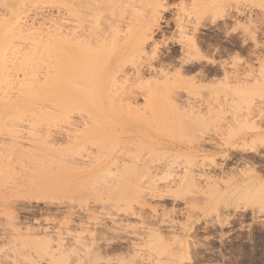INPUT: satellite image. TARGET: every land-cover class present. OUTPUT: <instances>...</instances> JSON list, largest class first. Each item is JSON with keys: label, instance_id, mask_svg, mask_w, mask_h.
<instances>
[{"label": "rangeland", "instance_id": "1", "mask_svg": "<svg viewBox=\"0 0 264 264\" xmlns=\"http://www.w3.org/2000/svg\"><path fill=\"white\" fill-rule=\"evenodd\" d=\"M0 1V19L10 23L9 6ZM39 1L18 7L27 11L19 13V26L31 23L28 27L38 25V29L27 31L21 24L20 31L31 34L26 32V40L14 39L11 44L16 40L13 46L19 45L16 49L24 53L37 46L40 51L32 50L41 52V58L26 70L12 69L11 85L3 87L11 88L6 97H18L19 83L25 77L29 80L28 75L31 82L33 76L44 83L53 72L55 39L74 30L79 39L85 37L88 45L82 42L88 50L111 56L100 78L106 82L111 103L69 113L54 112L48 104L40 108L44 113L40 122L28 115L19 122L0 121V264H48L38 248L45 240L59 248L57 257L63 264H264V96L256 98L262 105L254 101L263 109L256 105L255 113L243 110L252 117L260 112L263 116L250 120L251 116L240 114L247 119L238 116L240 123L234 108L230 115L231 109L225 110L220 96L245 83L239 76L243 84L237 85L231 73L238 69L239 74L249 73L253 65L246 75L254 76L264 60V0H223L217 13L227 16L221 19L219 13L220 19L212 18L215 21L202 18L197 0H91L75 18L67 2ZM94 24L98 29L93 39ZM244 26L256 28V41L251 30L254 40L248 39ZM11 44L8 51L15 49ZM236 56L245 60L243 64L247 60L253 64H238ZM250 77L245 80L251 81ZM220 81L229 82L226 85L232 89L219 85ZM189 82L194 87L188 88ZM222 89L226 94L220 93ZM220 101L222 106L217 105ZM208 104L211 111L223 107L219 111H227L228 119L234 117L236 122H223L227 119L223 114L221 124L213 122L198 130L192 125L199 116L193 111L196 106L205 117L219 113H209ZM170 115L173 122L163 119ZM86 130L98 131L90 137ZM35 162L51 163L54 168L49 170L61 177L71 174L72 185L67 190L50 184L52 172L41 188L30 185ZM236 173L246 175L245 182L240 174L237 180ZM82 177L83 194L73 189ZM125 181L127 191L122 189ZM257 184L263 185L262 191Z\"/></svg>", "mask_w": 264, "mask_h": 264}, {"label": "bare ground", "instance_id": "2", "mask_svg": "<svg viewBox=\"0 0 264 264\" xmlns=\"http://www.w3.org/2000/svg\"><path fill=\"white\" fill-rule=\"evenodd\" d=\"M37 2L38 1V3L40 2L41 3V1H39V0H2V3L4 2H6V4H4V7H5V5H8L9 6V9H8V12H10V14H8L9 16H11L10 18L12 19H10V23H9V21L7 22V21H4L3 19H2V17H1V19H0V93L3 95H1L0 94V121L2 120V119H4L3 121L5 122V120L6 119H10L11 120V122H12V120L15 122L16 120L19 122V120L20 119H22V118H24V116H26V115H28L29 117H31V118H34L33 120L37 123V122H40V120H41V118H42V114H44V113H42V111H41V107H43V106H47L48 104L51 106V107H53V111L55 112L57 109V111H59L60 113L61 112H63V111H65V112H63V113H69V112H71L73 109H79V110H87V109H89L91 106H95V105H97L98 104V106L100 105V106H107V105H110V101H109V98H108V95H109V93H108V91H107V85H106V82L105 81H103L102 79H100L101 78V72H103V73H105L106 71L105 70H103V69H105V65H103V64H107V62L111 59L108 55L109 54H107V53H103V52H101V53H99V51H95V50H92V49H87V45H88V42H87V40H85V37H83V38H80L79 39V37H77L76 36V34H75V31L74 30H71V32H67V31H65L64 33L65 34H63V36H65L66 37V39H63L64 37L62 36V38L60 37L59 39H55L56 41L54 42V44H53V47H54V49H55V52H56V59H55V64H53V72H52V74L51 75H49L48 73V76H46L47 78H45L46 80H45V82L43 83L42 81H44V80H42L41 82L42 83H38V80H35L34 81V77L32 76V82L30 81L31 80V76H29L28 75V77L27 78H29V80L28 79H26V77H25V82L23 81L22 82V84L21 83H19V86H18V97H13V99L12 100H10L11 99V97L9 96V98L8 97H6V90H8V92L10 91V89L11 88H7L6 90H4L6 87H10V85H11V82L10 81H12V79L11 78H9L10 76H8V75H11V72H13L14 70H12V69H15V71H17L16 69L18 68V69H22V70H26L27 68H28V65L30 64V63H33V64H35V62H38L39 60H40V58H41V52H36V51H40L39 49H37L36 50V48H37V46L34 48L33 47V45H32V49H35L36 51H34V50H32V49H30L28 52H25V53H27L26 55H25V53L24 52H22V50H20V49H16L18 46L16 45L17 44V41H19L18 43H21L20 41H22L23 40V38L25 39V37H28V36H25V34H26V32L27 31H34L35 30V27L36 26H38V25H34V26H30V27H28L29 25H31V23L28 25V26H23V24L21 23V21H20V23L22 24V26L24 27V28H26V30L27 31H25V32H21L20 31V29H21V24H20V26H19V19H20V15H19V13H24L23 11L25 10L26 11V8H25V6L22 8V10H20L21 9V6H20V4H22V5H24V2H25V4H27L26 2H28V6H32V5H34L33 4V2ZM48 1H51V0H48ZM53 1V3H54V1L55 0H52ZM58 2L57 3H59V2H67L68 3V10H69V14H71V16L73 17L74 16V18H75V16H77L78 15V9L79 8H81V6L83 7H86V6H90V4H91V0H57ZM195 2H196V0H194ZM221 1H223V0H197V6L199 7V10H197V12L198 11H200V14H201V16H202V18L204 17V19L205 20H213L212 18H219V16L221 15L222 16V12L220 11L219 13H220V15H219V13H217L218 12V10L219 9H221V4H222V2ZM256 1H258V0H256ZM1 2V1H0ZM29 2H31V3H29ZM43 2H45V1H43ZM194 2V3H195ZM36 5V4H35ZM40 5V4H39ZM7 7V6H6ZM18 7H20V9H18ZM27 7V6H26ZM8 8V7H7ZM195 8H196V6H195ZM239 8V7H238ZM243 8V7H242ZM247 8V7H246ZM6 9V8H5ZM16 9V10H15ZM17 9L18 10H20V12L19 11H17ZM98 9V8H97ZM196 9H198V8H196ZM196 9H194V10H196ZM229 9V8H228ZM11 10V11H10ZM28 10V9H27ZM230 10V9H229ZM228 10V11H229ZM234 11H236V10H234ZM239 11V13H241V10H238ZM238 11H237V14H238ZM243 11V10H242ZM248 11V10H247ZM27 12V11H26ZM195 12V11H194ZM244 12V11H243ZM253 12V11H252ZM226 13V12H225ZM245 13V12H244ZM197 14V13H196ZM229 14V13H228ZM236 13H235V15H237ZM245 14H247V12L245 13ZM252 14V13H251ZM250 14V15H251ZM261 14V13H260ZM198 15V14H197ZM235 15H234V17H235ZM240 15H243V13H241ZM255 15V14H254ZM22 16V15H21ZM220 16V17H221ZM224 17L225 16H227V15H223ZM223 16L221 17V19L223 18ZM239 16V15H238ZM244 16V15H243ZM252 16V15H251ZM262 16V15H261ZM4 17V16H3ZM6 17V16H5ZM25 17V16H24ZM240 17V16H239ZM242 17V16H241ZM263 17V16H262ZM19 18V19H18ZM217 18V19H218ZM243 18V17H242ZM246 18V17H245ZM250 18V17H249ZM254 18H255V16H254ZM220 19V18H219ZM240 19V18H239ZM253 19V18H252ZM5 20H8V19H5ZM21 20V19H20ZM203 20V19H202ZM209 20V21H210ZM235 20H236V18H235ZM238 20V19H237ZM236 20V21H237ZM247 20V19H246ZM256 20V19H255ZM259 20V19H258ZM25 21V20H24ZM213 21H215V20H213ZM218 21V20H217ZM233 21V23H235V26H237L238 24V21L237 22H235L234 20H232ZM243 21V20H242ZM249 21H252V20H249ZM248 21V22H249ZM254 21V20H253ZM252 21V22H253ZM259 21H261V20H259ZM263 21V20H262ZM94 22V21H93ZM212 22V21H211ZM210 22V23H211ZM254 22H256V21H254ZM253 22V23H254ZM25 23V22H24ZM27 23V22H26ZM25 23V24H26ZM37 23H39V22H37ZM94 23H96V22H94ZM203 23H206V22H204L203 21ZM214 23V22H213ZM232 23V24H233ZM244 23V22H243ZM261 23V22H260ZM207 24V23H206ZM205 24V25H206ZM257 24V23H256ZM33 25V24H32ZM95 26H93V28L92 29H95V30H90L91 31V34H92V38L94 39L95 38V32H96V29H98V27H97V25L96 24H94ZM244 25H245V23H244ZM247 25H249L248 23H247ZM250 25H252L251 23H250ZM20 27V28H19ZM203 27V26H202ZM24 28H22V29H24ZM37 29H38V27H36ZM39 28H40V26H39ZM41 28H43V27H41ZM41 28L39 29V30H41ZM239 28V27H238ZM241 28V27H240ZM248 28V27H247ZM247 28H245V26L243 27V29H247ZM21 29V30H22ZM196 29V28H195ZM255 29L256 28H253V30H251V29H247L246 31H244L246 34H248L247 36L249 37L248 39L249 40H251V38L250 37H252L253 36V32H257V31H255ZM43 30V29H42ZM57 30H58V28H57ZM224 30V29H223ZM251 30L252 31V33H251V35L252 36H249L250 35V32L249 31ZM31 31V32H32ZM36 31V30H35ZM196 31V30H195ZM262 31V30H261ZM21 32V33H20ZM239 32H240V30H239ZM242 32V31H241ZM243 32V33H244ZM25 33V34H24ZM28 33V32H27ZM61 33H63V32H61ZM61 33H59L60 35L59 36H61ZM225 33V32H224ZM254 33V35H257V34H255ZM22 34H24V35H21ZM28 34H31V33H28ZM241 34V33H240ZM20 35V36H19ZM34 35H35V33H34ZM25 36V37H24ZM36 36V35H35ZM58 36V35H57ZM246 36V35H245ZM246 36V37H247ZM261 36V35H260ZM21 37V38H20ZM39 37V36H38ZM208 37V36H207ZM254 37V39H255V37L256 36H253ZM253 37H252V40H254L253 39ZM55 38H56V36H55ZM58 38V37H57ZM69 38V39H68ZM14 39H16L15 41H16V46L17 47H14L13 45H14V43H15V41H13V44H11L12 43V40H14ZM22 39V40H21ZM79 39V40H78ZM26 40V39H25ZM242 40H243V38H242ZM33 41V40H32ZM87 43L86 44V46H85V44L83 43ZM86 41V42H85ZM192 41H193V39H192ZM255 41H256V39H255ZM35 43H36V41H34ZM249 42V41H248ZM83 43V44H82ZM192 44H193V42H191ZM253 43V42H252ZM10 44L15 48V49H13V51L11 50L12 49V47H11V51H8V46H10ZM195 45V44H194ZM208 45V44H207ZM256 45V44H255ZM35 46V45H34ZM191 47V46H190ZM193 47V46H192ZM254 47V46H253ZM256 47V46H255ZM259 47V46H258ZM5 48H7V52H9L10 53V55H8L7 54V52L5 53V51H6V49ZM214 49V48H213ZM20 50V57H18L19 56V52L18 51ZM24 51H26V50H24ZM34 51V52H33ZM254 51H255V49H254ZM31 52V53H30ZM52 52H54V51H52ZM251 52H253V51H251ZM22 53H24V55H22ZM39 53V54H38ZM256 53V52H255ZM55 54V53H54ZM106 54V55H105ZM205 54V53H204ZM253 54H254V52H253ZM260 54V53H259ZM202 55V54H201ZM215 55V54H214ZM6 56H8V58H9V56H12L11 58H10V60L9 59H7V57ZM108 56V57H107ZM203 56V55H202ZM210 56V55H209ZM260 56V55H259ZM258 56V57H259ZM107 57V58H106ZM206 57V56H205ZM53 58H54V55H53ZM209 58V57H208ZM207 58V59H208ZM215 58V57H214ZM237 58V56L235 57V59ZM262 58V57H261ZM43 59V58H42ZM41 59V60H42ZM45 59V58H44ZM206 59V60H207ZM231 59L232 60V62L233 63H235V64H240V62H241V60H239L238 58V60L236 59ZM256 59H257V57H256ZM8 60L10 61V63L12 64H10L9 62H8ZM106 60V61H105ZM212 60V59H211ZM234 60L235 61H238L237 63L236 62H234ZM258 61L260 60V58L259 59H257ZM14 61H15V63H14ZM49 61V60H48ZM54 61V60H53ZM243 62H241L242 64L241 65H248L249 63H250V61H248L247 60V63H245V64H243L244 62H245V60H242ZM6 62V63H5ZM41 62V61H40ZM104 62H106V63H104ZM261 62H264V60L263 61H261L260 60V65L261 64H263V63H261ZM45 63V62H44ZM43 63V64H44ZM230 63H231V61H230ZM233 63L231 64V66L230 67H232L233 66ZM259 63H258V68L260 67V65H259ZM7 64V65H6ZM10 64V66H8ZM14 64V65H13ZM50 65H51V63H49ZM223 64V63H222ZM235 64H234V67H238V64L235 66ZM251 64V63H250ZM253 64V63H252ZM251 64V65H252ZM30 65H32V64H30ZM29 65V66H30ZM224 65V64H223ZM25 66H26V69H25ZM36 66V65H35ZM242 66V67H243ZM249 66V65H248ZM256 66V67H257ZM20 67V68H19ZM24 67V68H23ZM41 67V66H40ZM50 67V66H49ZM101 67V68H100ZM102 67H103V69H102ZM212 67V66H211ZM218 67V66H217ZM221 67V66H220ZM230 67H228V68H230ZM233 67V68H234ZM236 67V69H238ZM245 67H247V66H245ZM245 67H243V68H245ZM250 67V69H251V67L253 68V65L252 66H249ZM249 67H247V70H246V72L248 71V68ZM51 68V67H50ZM200 68V67H199ZM224 68H226L225 66H224ZM228 68H227V71H229L228 70ZM239 68H240V70H241V67H240V65H239ZM258 68H256V70H257V74L255 73L254 74V76H253V72H252V75H251V77L249 76V75H246L245 74V70L243 71L244 73L243 74H245L246 76H245V78L247 77V76H249L250 78H251V81H248L247 82V80H245V78L244 77H242V71H241V73L239 74V69L238 70H236L235 72H233V73H231L232 75V77H233V79L234 78H236V79H234V80H236L237 81V85L239 84V83H241L240 81H239V76L242 78V80L244 79V81L243 82H245L244 84H243V82L241 83V84H243V86H241V85H239V86H236L235 87V89H234V87H233V89H232V86H235V85H233V84H236V82H233V84H232V81H233V79L230 81L231 82V84H232V86H231V84H230V86H231V92L230 93H227V95H225V96H223V95H220V96H222V99L224 100L223 102L225 103L224 105H226V106H224V108H225V110H226V108H230L231 109V107H232V109L234 108V110H235V112H234V110H229L228 111V113L229 112H234L235 114H236V116H237V118H239L238 120H237V122L238 123H240V122H243V121H241L240 120V117H242V116H244L243 114H245V113H247L248 111L250 112V111H252L253 110V112L255 113L256 112V110L254 111V109H252V108H254L253 106H259V107H261L260 105H262L261 103H263L262 101H258L257 99H260V98H262L263 99V96H264V64L263 65H261V68H260V70L258 69ZM38 69V68H37ZM97 69H99V70H97ZM102 69V70H101ZM250 69H249V73H250ZM11 70V71H10ZM51 70V69H50ZM49 70V71H50ZM186 70V69H185ZM208 70V69H207ZM231 70V69H230ZM8 71H10V74H9V72ZM48 71V72H49ZM97 72L99 73V75L97 74ZM231 72H232V70H231ZM25 73V72H24ZM50 73V72H49ZM223 73H224V75H226V72H224V69H223ZM248 73V74H249ZM251 74V73H250ZM228 75H230V71L228 72ZM227 76V75H226ZM37 77V76H36ZM223 77V76H222ZM229 77V76H228ZM232 77H230V79L232 78ZM249 77H247L248 79H249ZM9 78V79H8ZM227 78V77H226ZM246 78V79H247ZM229 79V78H228ZM10 80V81H9ZM30 81V82H28V81ZM226 79H225V76H224V81H225ZM241 80V81H242ZM191 81V80H190ZM227 81V80H226ZM225 81V82H226ZM238 81H239V83H238ZM194 81H192L191 83H193ZM225 82H222V81H220V83H219V85H221V84H223L224 83V85H226L227 83H229V82H227L226 84H225ZM190 82L189 83H187V87L189 86V84H191ZM214 83V82H213ZM218 83V82H217ZM194 84V83H193ZM9 85V86H8ZM219 85H215V86H219ZM191 86H192V84H191ZM200 86V85H199ZM222 86V85H221ZM226 86H229V84L228 85H226ZM230 86L229 87H227L226 89H230ZM3 87H5L4 89H3ZM190 87V86H189ZM188 87V88H189ZM192 87H194V86H192ZM192 87H190V88H192ZM201 87V86H200ZM199 87V88H200ZM225 87V86H224ZM187 88V90H189ZM196 88H198V87H196ZM222 88V87H221ZM4 90V93H3V90ZM221 90V89H220ZM219 90V91H220ZM6 91V92H5ZM224 90L222 89V91H220V93L221 92H223ZM193 92V91H192ZM227 92V91H226ZM226 92H223V93H221V94H226ZM187 93H188V91H187ZM194 93V92H193ZM219 93V92H218ZM232 93V96L230 95ZM4 94H5V96H4ZM215 94V93H214ZM16 95V96H17ZM190 95H192V93L190 94ZM217 97H218V94L216 95ZM228 96H230V97H228ZM262 96V97H261ZM258 97H260V98H258ZM220 98V97H219ZM257 98V99H256ZM255 99L258 101V103L260 104H255ZM190 100V99H189ZM216 101V100H215ZM214 101V102H215ZM192 102V101H191ZM218 102H219V100H218ZM193 103V102H192ZM217 103V102H216ZM227 103V104H226ZM228 103H230L229 105H228ZM46 104V105H45ZM194 104V103H193ZM215 104V103H214ZM221 104H223L222 103V101H220V104H217V105H221ZM264 104V103H263ZM191 105V104H190ZM190 105H188V106H190ZM203 105V104H202ZM102 106V107H103ZM194 106V105H193ZM193 106H191V107H193ZM208 106H209V104H208ZM207 106V107H208ZM218 106V107H219ZM222 106V105H221ZM256 106V107H257ZM262 106H264V105H262ZM195 107V106H194ZM201 107H203V106H201ZM205 107V106H204ZM54 108H56L55 110H54ZM195 108H197V106L195 107ZM194 108V110H193V108H190L191 109V111L190 112H192V114H193V111L194 112H197V118H198V120H196V119H193L194 121H193V123H192V125L194 124V125H196V127H197V129L198 130H202L203 129V126H205V125H211L213 122L214 123H219L220 121H222L223 119H222V117H223V114H225V113H227V111H225V112H223V110H222V113H221V110L219 111V109L221 108H223V107H220L219 109H217L218 111H219V113L218 112H216L215 113V111H217V110H215V111H213L214 110V108L212 109V111L216 114V116H214V117H212L213 116V114L211 115V114H209V116L211 117H209L208 116V110L206 111V113H207V116L208 117H205L206 115H204V112H203V114H202V110L201 111H199V108H200V106H199V108H197V111H195L196 109ZM215 108H217V107H215ZM223 108V109H224ZM262 108V107H261ZM59 109H61V110H59ZM208 109H210V111H209V113L210 112H212L211 111V108H210V106L208 107ZM257 109V108H256ZM259 109V108H258ZM263 109V108H262ZM193 110V111H192ZM243 110H244V112H243ZM41 111V112H40ZM258 112L260 111V109L259 110H257ZM263 111V110H262ZM212 112V113H213ZM239 112H243V113H239ZM257 112V113H258ZM42 113V114H41ZM48 113V112H47ZM123 113V112H122ZM221 114L220 116H221V118L218 116V114ZM227 113V114H228ZM50 114V113H49ZM54 114H56V113H54ZM115 114H116V112H115ZM200 114H201V116H200ZM214 114V115H215ZM227 114H225V117H227V119L225 118L224 120H223V122H228L229 121V124H230V121L232 122V123H234V122H236L235 120L233 121V115H231V117H233L232 119H228V116H227ZM232 114V113H231ZM239 114V115H238ZM242 116H241V115ZM259 115H261V116H263V113L261 114V112L260 113H258ZM258 114H256V115H254V117L256 118L257 117V119H258ZM58 115V114H57ZM94 115V114H93ZM109 115H111V114H109ZM118 115V114H117ZM120 115H122V114H119V118H121L120 117ZM195 115V114H194ZM194 115H193V117H194ZM202 115H204V117L205 118H203V116ZM229 115H230V113H229ZM248 115V116H247ZM54 117H55V115H53ZM60 116V115H59ZM124 116V115H123ZM178 116V115H177ZM177 116H175V117H177ZM191 116V115H190ZM235 116V115H234ZM235 116V117H236ZM238 116H240V117H238ZM245 116H247V117H250V120H252V118L253 119H255L254 117H252V114L251 115H249V113L248 114H245ZM29 117H27V118H29ZM52 117V116H51ZM63 117V116H62ZM118 117V116H117ZM124 117H126V116H124ZM196 117V116H195ZM216 117V118H215ZM246 117V118H247ZM56 118V117H55ZM55 118H53V119H55ZM106 118H108L107 116H106ZM106 118H105V120H106ZM112 118V117H111ZM144 118V117H143ZM143 118L142 119H139V118H137L136 119V121L137 120H140V121H144L145 122V120H143ZM172 116L170 115V116H166L165 118H164V116H163V119H165V121H168V122H170V121H172L174 118H172ZM191 118V117H190ZM189 117H188V119H189V123H191L192 122V118L190 119ZM207 118V119H206ZM209 118V119H208ZM217 118H218V120H217ZM259 118H261V117H259ZM50 119V118H49ZM123 119V118H122ZM179 119H180V117H179ZM179 119H177L178 121H179ZM216 119V120H215ZM221 119V120H220ZM242 120H244V117H242L241 118ZM263 119V118H262ZM22 120H24V119H22ZM30 121H32L31 119H29ZM111 120V119H110ZM118 120V119H117ZM127 120L128 121H131V120H129L128 118H127ZM182 120V119H181ZM187 120V119H186ZM185 120V121H186ZM220 120V121H219ZM225 120H228V121H225ZM247 119H245L244 120V122L246 121ZM249 120V122H250V124H251V121ZM16 121V122H17ZM21 121V120H20ZM120 121H122V120H120ZM126 121V120H125ZM174 121V120H173ZM172 121V122H173ZM177 121V122H178ZM216 121H218V122H216ZM6 122H10V121H6ZM5 122V123H6ZM133 121H131V123H132ZM139 122V121H138ZM175 122H176V119H175ZM248 122V121H247ZM247 122H246V124H247ZM248 122V123H249ZM253 122V121H252ZM117 123H119V122H117ZM124 122L122 121V124H123ZM130 123V122H129ZM198 123V124H197ZM211 123V124H210ZM231 123V124H232ZM237 123V124H238ZM103 124H105V123H103ZM220 124H221V122H220ZM223 124V123H222ZM229 124H225V125H229ZM254 124V123H253ZM114 125V124H113ZM242 125V124H241ZM248 125V124H247ZM247 125H245V126H247ZM227 126H225L226 128H227ZM230 126V125H229ZM229 126H228V128L227 129H229ZM238 126V125H237ZM239 126H240V124H239ZM220 127H222V126H220ZM219 127V128H220ZM225 127H223V128H225ZM231 127H233V126H231ZM242 127V126H241ZM234 128V127H233ZM232 128V129H233ZM259 128V127H258ZM221 129V128H220ZM256 129V128H255ZM92 130H93V128H92ZM231 130V129H230ZM95 131V132H94ZM93 131V133H92V131L91 132H89V130L87 131L86 130V132L88 133L87 134V136H89V133H90V137H92L91 136V133L92 134H94V133H96V131H98V130H94ZM107 134V133H106ZM256 135L257 134H255V137H256ZM258 136V135H257ZM107 138H109V136L107 137ZM259 139H260V136L258 137ZM247 139V138H246ZM251 139H252V137H251ZM251 139H249V140H251ZM255 139H257V138H253L252 140H255ZM258 140V139H257ZM257 140H255V141H257ZM107 141V140H106ZM110 141V140H109ZM248 141V140H247ZM39 142V141H38ZM104 142V141H103ZM251 142V141H250ZM253 142V141H252ZM244 143V142H243ZM109 144V143H108ZM107 144V145H108ZM45 145V144H44ZM102 145H104L103 143H102ZM214 146V145H213ZM39 147H44V146H39ZM108 147V146H107ZM40 149V148H39ZM42 149V151H43V148H41ZM45 150V149H44ZM219 150H221L220 148L218 149V151ZM223 150H226L225 148H223L222 149V152H223ZM219 153V152H218ZM221 153V152H220ZM226 153H227V151H226ZM22 154L23 155H25L26 153L25 152H23L22 151ZM223 154V153H222ZM221 154V155H222ZM224 155V154H223ZM25 156H27V155H25ZM242 160H244V159H242ZM251 160V159H250ZM245 162H246V160H245ZM72 163H74V164H76V161H73ZM85 163V162H84ZM248 163V162H247ZM250 163V162H249ZM79 164V163H78ZM82 164V163H81ZM83 165V164H82ZM87 165V164H86ZM245 165V164H244ZM249 165V164H248ZM52 166V164L50 163V164H44V163H39V162H35V164H34V166H33V171L31 172V173H33L34 174V176H32L29 180H28V182L30 183V185H35V186H43V182H47V177H48V174L47 173H51V174H49V176H50V179L48 178V180H49V182H50V184H52V183H54V184H52V185H55L56 184V186L57 187H62V188H64V189H67L68 190V188H69V186L70 185H72V178L71 177H69L71 174H68L69 176H67V175H63L62 177L60 176V174L59 173H53V172H55L54 170L53 171H51V170H49V168ZM54 166V165H53ZM52 166V167H53ZM51 167V168H52ZM83 167V166H82ZM86 167H88V165L86 166ZM2 168V167H1ZM54 168V167H53ZM79 168H81V167H79ZM85 168V167H84ZM219 168V167H218ZM252 168V167H251ZM245 169V168H244ZM253 169V168H252ZM2 170V169H1ZM250 170V169H249ZM248 170V171H249ZM246 171V170H245ZM58 172V171H57ZM224 172V171H223ZM257 172V171H256ZM72 173V172H71ZM251 173H252V171H251ZM250 173V174H251ZM254 173V172H253ZM52 174H53V176H55V177H53L52 176ZM57 174V175H56ZM58 174H59V177H58ZM237 175H235V177L237 176L238 177V179L240 178V176H241V173H239L240 174V176H238L239 174L238 173H236ZM249 174V173H248ZM88 175V174H87ZM47 176V177H46ZM243 176H245L246 177V175H242L241 176V178L243 177ZM2 178H3V176H1ZM11 177V176H10ZM85 177V176H84ZM88 177H93V176H89L88 175ZM231 177L232 178H230L231 180L233 179L234 180V175L232 176L231 175ZM234 177V178H233ZM237 177H236V179H237ZM249 177V176H248ZM255 177V176H254ZM54 180H53V179ZM258 178V177H257ZM52 179V180H51ZM81 179H83V177L82 178H80V179H78V184L77 185H75L76 187H78V191H77V188L75 187V188H73V189H76L75 191L76 192H81L82 193V189L80 188L81 186V183H79V182H81ZM230 179H226L227 180V183L229 182V181H231ZM237 179V180H238ZM243 179V178H242ZM259 179V178H258ZM257 179V180H258ZM236 180V181H237ZM246 180V179H245ZM245 180L243 179V182H245ZM248 180V179H247ZM254 180V179H253ZM260 180V179H259ZM262 180V179H261ZM240 181V180H239ZM48 182V183H49ZM73 182H74V180H73ZM238 182V181H237ZM241 182H242V180H241ZM234 183H235V181H234ZM263 183V182H262ZM83 184V183H82ZM232 184V183H231ZM241 184H243V183H241ZM246 184V183H245ZM251 184V183H250ZM249 184V185H250ZM257 185H259V188H261V186H263V185H261L260 186V184H257ZM39 186V187H40ZM80 186V187H79ZM40 187V188H41ZM122 189H124V190H128V188H129V183L128 182H124L123 184H122ZM258 187V186H257ZM72 188V187H71ZM81 189V191H80V189ZM264 188V187H263ZM51 189V188H50ZM52 190V189H51ZM50 190V191H51ZM53 190H54V192L56 191L57 192V189H54L53 188ZM52 190V191H53ZM60 190V189H59ZM58 190V191H59ZM66 190V191H67ZM258 190V189H257ZM261 191L263 190L262 188L260 189ZM69 191H71V190H69ZM125 191V192H126ZM236 191V190H235ZM60 192V191H59ZM58 192V193H59ZM63 191L61 190V192L60 193H62ZM74 192V191H73ZM75 192V193H76ZM236 193V192H235ZM262 193V192H261ZM57 194V193H56ZM55 194V196H57ZM73 194V193H72ZM83 194V193H82ZM54 195V194H53ZM58 196H59V194H58ZM61 197H62V195H60ZM76 196V195H75ZM59 209V208H58ZM6 233V232H5ZM4 235V234H3ZM6 235V234H5ZM85 246H87V245H85ZM39 250H41V252L44 254H42L43 256H46V257H48V264H63V261L62 260H60V257L58 256L57 257V251L59 250V248H56V249H53L54 247H52V245H51V242L49 241V240H45V241H43V243L41 244V245H39ZM86 248H88V247H86Z\"/></svg>", "mask_w": 264, "mask_h": 264}]
</instances>
